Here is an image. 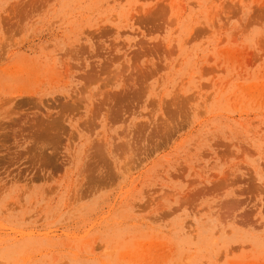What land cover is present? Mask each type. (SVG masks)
Wrapping results in <instances>:
<instances>
[{
    "label": "rangeland",
    "instance_id": "1",
    "mask_svg": "<svg viewBox=\"0 0 264 264\" xmlns=\"http://www.w3.org/2000/svg\"><path fill=\"white\" fill-rule=\"evenodd\" d=\"M264 0H0V264H264Z\"/></svg>",
    "mask_w": 264,
    "mask_h": 264
},
{
    "label": "snow or ice",
    "instance_id": "2",
    "mask_svg": "<svg viewBox=\"0 0 264 264\" xmlns=\"http://www.w3.org/2000/svg\"><path fill=\"white\" fill-rule=\"evenodd\" d=\"M261 42L264 43V36L261 37ZM261 183L264 184V177H262Z\"/></svg>",
    "mask_w": 264,
    "mask_h": 264
}]
</instances>
